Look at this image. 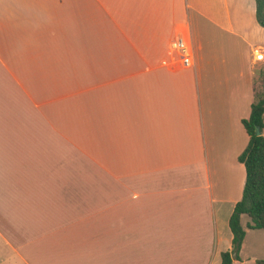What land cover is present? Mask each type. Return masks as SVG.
Listing matches in <instances>:
<instances>
[{
  "label": "crops",
  "instance_id": "1",
  "mask_svg": "<svg viewBox=\"0 0 264 264\" xmlns=\"http://www.w3.org/2000/svg\"><path fill=\"white\" fill-rule=\"evenodd\" d=\"M261 69L253 0H0L3 264H219Z\"/></svg>",
  "mask_w": 264,
  "mask_h": 264
},
{
  "label": "trees",
  "instance_id": "2",
  "mask_svg": "<svg viewBox=\"0 0 264 264\" xmlns=\"http://www.w3.org/2000/svg\"><path fill=\"white\" fill-rule=\"evenodd\" d=\"M254 20L264 29V0H253ZM264 97L250 105L249 116L241 120V125L247 136V143L242 152L237 156V162L244 170V181L240 199L235 203L228 218L227 226L231 233V252L235 244L238 249L244 236L240 225V217L248 219L247 230H261L264 232V134L263 129ZM258 127L259 136H255L254 128ZM230 253L220 254L219 264H231ZM235 260L237 258L235 257ZM264 264V260L256 261Z\"/></svg>",
  "mask_w": 264,
  "mask_h": 264
},
{
  "label": "rangeland",
  "instance_id": "3",
  "mask_svg": "<svg viewBox=\"0 0 264 264\" xmlns=\"http://www.w3.org/2000/svg\"><path fill=\"white\" fill-rule=\"evenodd\" d=\"M256 56V55H255ZM261 76L259 83L256 84L255 94H254V103L259 101L264 97V70L261 69ZM261 134H264V114H263V129ZM248 223V219L246 217H242L240 221V225L243 228L244 223ZM244 229V228H243ZM243 244L245 245V254L248 258L252 256L256 257V259L264 260V232L261 230H251L246 231L245 237L243 239ZM2 251L0 253V264H3V260L5 257V251L0 247ZM3 253V254H2ZM237 255V254H236ZM236 257V256H235Z\"/></svg>",
  "mask_w": 264,
  "mask_h": 264
},
{
  "label": "built area",
  "instance_id": "4",
  "mask_svg": "<svg viewBox=\"0 0 264 264\" xmlns=\"http://www.w3.org/2000/svg\"><path fill=\"white\" fill-rule=\"evenodd\" d=\"M168 56L172 61H177L182 68L191 67L192 50L187 37H175L168 45ZM255 59L260 60L261 56L256 55Z\"/></svg>",
  "mask_w": 264,
  "mask_h": 264
},
{
  "label": "water",
  "instance_id": "5",
  "mask_svg": "<svg viewBox=\"0 0 264 264\" xmlns=\"http://www.w3.org/2000/svg\"><path fill=\"white\" fill-rule=\"evenodd\" d=\"M254 134H255V136H259L260 135V131H259L258 127L254 128ZM237 251H238V244H235L234 249H233V251L230 254V260L231 261L235 260V256L237 254Z\"/></svg>",
  "mask_w": 264,
  "mask_h": 264
}]
</instances>
